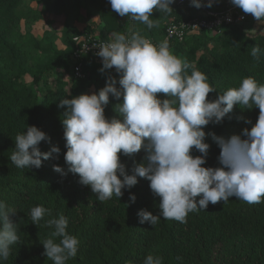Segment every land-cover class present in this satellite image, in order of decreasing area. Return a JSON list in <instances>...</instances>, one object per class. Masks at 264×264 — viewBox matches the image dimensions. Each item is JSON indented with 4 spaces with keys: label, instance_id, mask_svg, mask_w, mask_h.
<instances>
[{
    "label": "trees",
    "instance_id": "obj_1",
    "mask_svg": "<svg viewBox=\"0 0 264 264\" xmlns=\"http://www.w3.org/2000/svg\"><path fill=\"white\" fill-rule=\"evenodd\" d=\"M34 1L41 2L0 0V201L15 211L10 219L18 224L21 243L14 245L9 259L0 264H53L43 255L41 244L51 232L45 225L48 217L36 226L31 224L30 209L37 205L50 209L53 217L62 214L68 218L67 231L80 243L77 256L67 264H143L149 254L162 257L163 264H264V203L249 205L230 197L227 203L209 204L205 210L189 213L186 223L161 218L152 227L147 222L140 224L137 218L140 209L153 215L160 211L159 197L152 195L147 180L138 178V183L119 199L113 196L99 202L87 186L78 183V175L61 176L53 171V164L67 171L61 125L65 109L57 107L59 100L95 92L105 85V76L98 71L101 60L91 55L80 59L81 79L61 78L78 62L72 56L73 37L107 40L112 32L127 35L140 31L158 45L167 25L184 18L185 11L190 10L188 0L182 5L175 0L170 14L154 11L152 19L158 21L159 27L151 30L120 17L108 0H44L41 8L32 7ZM224 4L225 0H218L210 9L222 10ZM81 13L88 18L97 15L98 21L88 20L79 30L71 20ZM46 14L64 18L63 48L53 41L52 33L45 32L41 38L31 33L30 23ZM253 21L249 14L236 25L188 33L181 41H170V51L205 73L220 94L238 87L246 77L264 84V55L258 62L251 55L254 45L264 49V31L253 32ZM112 74L116 75L114 71ZM215 95L210 93L209 98ZM116 103L110 98L105 108L109 118H118L113 110ZM258 112V108L235 107L231 119L226 117L221 125H209L204 130L227 138L250 128ZM27 125L40 128L50 137V143L39 145L41 151H48L52 145L60 147L58 159L44 160L41 168L31 170L17 168L10 161L15 137ZM206 142L210 149L205 166L218 167L220 149L211 138ZM142 156L141 152L134 158L121 159L130 169L133 159L139 162ZM130 193L135 195V203H130Z\"/></svg>",
    "mask_w": 264,
    "mask_h": 264
},
{
    "label": "clouds",
    "instance_id": "obj_2",
    "mask_svg": "<svg viewBox=\"0 0 264 264\" xmlns=\"http://www.w3.org/2000/svg\"><path fill=\"white\" fill-rule=\"evenodd\" d=\"M174 2L108 0L120 17L140 22L149 30L159 27L152 13L170 14ZM217 2L189 0L197 9L211 8ZM229 2L255 21H264V0ZM96 48L105 85L95 92L59 100L57 107L65 109L61 125L67 171L59 164H53V171L61 176L78 175V183L87 186L99 202L113 196L119 199L138 178L147 180L152 195L159 197L160 211L153 215L140 209L137 218L140 224L147 222L152 227L161 218L186 223L189 213L205 210L209 204L227 203L230 197L249 205L264 203V84L246 77L238 87L220 94L205 73L170 51L167 40L157 45L140 31L112 32L111 41ZM251 55L258 62L264 49L254 45ZM210 93H216L215 97L210 99ZM110 98L117 101L113 110L118 118L105 114ZM235 107L259 109L250 128L227 138L204 130L221 125L226 117L231 119ZM207 138L220 149L218 167L205 166L210 149ZM41 142L50 143V137L27 125L15 137L10 161L17 168L31 170L41 168L44 160L59 158V146L41 151ZM141 152V160L133 159L130 169L122 162L121 157L134 158ZM135 199L130 193V203ZM14 213L0 201V261L8 260L12 247L21 244L18 224L10 219ZM30 217L35 226L48 217L45 225L51 232L41 244L43 255L53 264H67L77 256L80 242L67 231L66 216L53 217L50 209L37 205L30 209ZM143 264H163V258L149 254Z\"/></svg>",
    "mask_w": 264,
    "mask_h": 264
},
{
    "label": "built area",
    "instance_id": "obj_3",
    "mask_svg": "<svg viewBox=\"0 0 264 264\" xmlns=\"http://www.w3.org/2000/svg\"><path fill=\"white\" fill-rule=\"evenodd\" d=\"M184 0H177L178 5H182ZM188 5H190L188 0ZM185 17L171 21L166 29L164 40L168 42L177 40L181 41L188 33L208 31L213 32L227 25H236L242 23L249 14H244L242 10L234 7L229 0H225L224 8L222 10H213L208 7H201L200 9L190 6L189 11H185ZM111 40H100L86 35H79L73 37L75 49L73 51V58L78 60L72 67V77L81 79L83 74L81 72L80 59L83 56L91 55L94 58H99L95 53L101 44L108 43Z\"/></svg>",
    "mask_w": 264,
    "mask_h": 264
},
{
    "label": "rangeland",
    "instance_id": "obj_4",
    "mask_svg": "<svg viewBox=\"0 0 264 264\" xmlns=\"http://www.w3.org/2000/svg\"><path fill=\"white\" fill-rule=\"evenodd\" d=\"M44 0L40 1H34L31 3L32 7L41 8L43 6ZM206 2V0H205ZM88 20L92 21H98V16L93 15L90 18H88L85 14H79L77 16H73L71 23L72 25L76 26L79 30L83 29L85 27V24ZM30 31L31 33L37 37L41 38L42 35L45 32L52 33V39L56 43V45L59 48H63L64 45L61 41V32L64 30V18L62 16H56V15H44L43 19H39L36 21H32L30 23ZM100 28V27H99ZM21 29L23 31L24 24L21 23ZM252 30L253 32H262L264 31V21H253L252 24ZM99 31L95 32V35H98ZM107 40H111V35L107 36ZM62 79L68 81L69 78L72 77V72L69 71L68 73L60 75ZM89 91L92 90V87H89Z\"/></svg>",
    "mask_w": 264,
    "mask_h": 264
},
{
    "label": "crops",
    "instance_id": "obj_5",
    "mask_svg": "<svg viewBox=\"0 0 264 264\" xmlns=\"http://www.w3.org/2000/svg\"><path fill=\"white\" fill-rule=\"evenodd\" d=\"M109 35H111V34H109Z\"/></svg>",
    "mask_w": 264,
    "mask_h": 264
}]
</instances>
